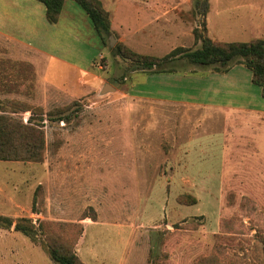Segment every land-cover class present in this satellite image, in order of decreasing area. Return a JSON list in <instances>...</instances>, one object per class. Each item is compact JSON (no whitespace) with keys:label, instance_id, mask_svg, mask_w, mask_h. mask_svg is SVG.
Wrapping results in <instances>:
<instances>
[{"label":"rangeland","instance_id":"obj_1","mask_svg":"<svg viewBox=\"0 0 264 264\" xmlns=\"http://www.w3.org/2000/svg\"><path fill=\"white\" fill-rule=\"evenodd\" d=\"M97 2L109 19L105 45L68 0L62 24L80 45L52 50L83 56L87 74L0 35V114L31 118L45 137L41 162L0 161V216L12 222H0V264H57L48 243L78 255L83 236L81 251L96 264H264V157L255 136L233 140L237 157L222 158L224 121L184 124L191 116L179 104L142 85L128 92L124 78L143 65L117 52L119 44L132 50L123 41L133 34L139 50L145 45L124 22L136 13L167 11L160 22L180 16L184 31L191 24L205 34L209 0ZM156 42L152 54H139L163 58L175 45L173 37ZM202 68L215 70L182 54L165 63L173 73ZM21 220L28 235L15 230Z\"/></svg>","mask_w":264,"mask_h":264},{"label":"crops","instance_id":"obj_2","mask_svg":"<svg viewBox=\"0 0 264 264\" xmlns=\"http://www.w3.org/2000/svg\"><path fill=\"white\" fill-rule=\"evenodd\" d=\"M162 13L168 17L171 14L167 11ZM162 13L150 11L143 12L142 17L138 16L137 18V13L131 19L126 17L124 21L128 26L126 29L142 32L138 35L139 39L144 40L145 45L143 49L139 50L137 41L132 39L135 37L134 34L129 41L124 39L123 42L136 53L146 55L157 50L156 41L160 36H163L164 39L174 38L175 45L167 54L176 48L189 49L191 45L196 44L191 24L188 23L189 29L186 32L184 31V28L187 27L186 21L184 22L180 16L176 17V21H170L169 24L166 23V19L160 22ZM62 14L58 25L54 26L47 22L46 8L37 0H0V35L10 41L30 47L45 56L48 62L50 59L61 61L83 74H87L88 63L81 61L83 56L77 58L76 54L74 59H69L52 51L60 52L59 50L63 47V53H67L72 42L80 45L76 34L63 27ZM115 16L111 23L112 31L118 32L119 29L114 28L113 24L121 18L118 12ZM168 25L170 27L166 28ZM206 27L207 36L216 42L249 43L254 40H264V0H209ZM131 41L133 44L130 43ZM124 79L128 92L135 94L136 89L142 85V87L151 89L149 92L153 94V97L161 96L162 99L165 97L173 104H179V108L185 109L191 116L187 120L183 119L184 124L200 125L208 119L223 120L225 131L221 147L222 158L237 157L234 154L236 147L233 145L235 143L233 140H239L237 146H241L249 139L252 142L254 136L253 142L257 151L264 157V98L261 95V88L252 82L251 71L244 65L231 66L224 73L203 68L202 70L193 69L188 73L134 71ZM139 82L142 84H138ZM248 120L250 123L247 122ZM237 128L241 129L242 133L234 136L233 129ZM245 128L252 129L251 135L246 133ZM83 239L84 236L77 247L78 256L84 264H96L98 262L96 256L90 258L89 255L87 258L82 253Z\"/></svg>","mask_w":264,"mask_h":264},{"label":"trees","instance_id":"obj_3","mask_svg":"<svg viewBox=\"0 0 264 264\" xmlns=\"http://www.w3.org/2000/svg\"><path fill=\"white\" fill-rule=\"evenodd\" d=\"M46 8V20L50 25H58L64 5L68 0H37ZM76 3L86 15L95 36L105 45V40L110 36L108 14L100 7L97 0H69ZM207 9V8H206ZM204 14H206V10ZM205 34L193 29L195 43L200 42V47L190 51L185 48H176L163 58H152L137 54L126 46L117 45V52L122 57L132 62L142 64L143 70L154 73H171L165 69L168 60L182 54L193 64L200 67L215 66V72L224 73L231 66L242 64L252 73L253 84L261 88L264 98V40H254L249 43L216 42L207 36L205 20L203 22ZM45 137L42 126L29 121L24 123L12 116L0 114V161L5 162H41L43 159ZM12 226V222L0 216V222ZM11 223H10V222ZM21 220L15 224V230L28 235V229L22 226ZM1 227V226H0ZM31 227V226H30ZM46 252L52 261L57 264H84L76 255L73 247L63 242L48 243ZM203 261H208L207 258ZM210 264V263H209Z\"/></svg>","mask_w":264,"mask_h":264},{"label":"water","instance_id":"obj_4","mask_svg":"<svg viewBox=\"0 0 264 264\" xmlns=\"http://www.w3.org/2000/svg\"><path fill=\"white\" fill-rule=\"evenodd\" d=\"M107 88L109 89V86H107L105 89L107 90Z\"/></svg>","mask_w":264,"mask_h":264}]
</instances>
